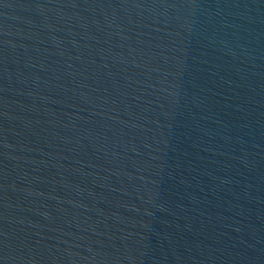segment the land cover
I'll list each match as a JSON object with an SVG mask.
<instances>
[{
  "label": "water",
  "instance_id": "1",
  "mask_svg": "<svg viewBox=\"0 0 264 264\" xmlns=\"http://www.w3.org/2000/svg\"><path fill=\"white\" fill-rule=\"evenodd\" d=\"M0 264H264V0H0Z\"/></svg>",
  "mask_w": 264,
  "mask_h": 264
}]
</instances>
